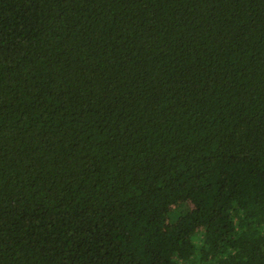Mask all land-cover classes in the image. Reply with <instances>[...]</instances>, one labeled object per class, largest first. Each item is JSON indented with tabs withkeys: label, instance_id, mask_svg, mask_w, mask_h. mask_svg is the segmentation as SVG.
<instances>
[{
	"label": "trees",
	"instance_id": "16d2710c",
	"mask_svg": "<svg viewBox=\"0 0 264 264\" xmlns=\"http://www.w3.org/2000/svg\"><path fill=\"white\" fill-rule=\"evenodd\" d=\"M0 264H264V0H0Z\"/></svg>",
	"mask_w": 264,
	"mask_h": 264
},
{
	"label": "rangeland",
	"instance_id": "374dc122",
	"mask_svg": "<svg viewBox=\"0 0 264 264\" xmlns=\"http://www.w3.org/2000/svg\"><path fill=\"white\" fill-rule=\"evenodd\" d=\"M178 207V206H177Z\"/></svg>",
	"mask_w": 264,
	"mask_h": 264
}]
</instances>
